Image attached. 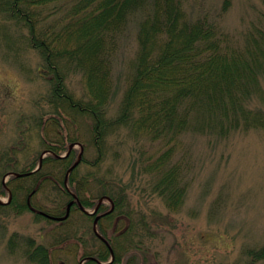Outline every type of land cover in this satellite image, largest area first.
Returning a JSON list of instances; mask_svg holds the SVG:
<instances>
[{"label":"trees","instance_id":"obj_1","mask_svg":"<svg viewBox=\"0 0 264 264\" xmlns=\"http://www.w3.org/2000/svg\"><path fill=\"white\" fill-rule=\"evenodd\" d=\"M187 2L0 0V23L6 31L0 33L4 59L17 64L23 73L28 70L21 57L27 52L36 53L42 61L38 71L50 87L45 98L49 112L31 121L43 133L42 149L53 153L36 174L12 179L9 188L13 200L0 210L24 214L28 197L37 190L32 198L35 209L58 218L66 215L73 195L65 190L64 180L77 153L73 150L64 159L58 157L77 140L69 132L72 125L87 122L86 142L92 144L84 148L87 157L92 154L95 159L89 162L83 158L82 163L92 170L81 173L78 167L69 177L70 190L86 210L95 208L104 196L114 202V212L99 222V232L114 252L112 264H151L144 240L147 222L141 219L135 224L133 211L125 210V186L111 177L100 178L109 139L124 129L134 145L144 140L161 146L155 160L142 159L140 164L144 174L159 178L153 191L168 209L177 211L184 204L188 187L182 185L183 162L174 163V152L182 146L183 136L224 140L240 131H264L263 24L254 25L242 41L236 40L218 22L206 16L193 18L186 9ZM132 25L137 31V52L129 64L118 113L110 117V102L116 96L113 62ZM76 75L84 85L85 94L80 99L69 88V79ZM28 133V128L21 131L22 136ZM51 136L56 139L52 143L46 140ZM22 141L0 157V175L24 174L36 168L38 158L23 168L14 161V156L28 154L27 143ZM0 190L1 195H7L2 186ZM46 191H51L52 198L42 196ZM118 218L128 219L129 226L119 234H109ZM92 222L93 218L75 204L69 219L53 228L51 238L55 242L50 247L76 241L69 261L93 257L108 262L110 251L91 233ZM87 229L90 240L85 238ZM9 248L12 253L20 250L31 264H52L51 248L36 245L30 238L13 234ZM59 251L67 254L65 249ZM243 253V264H264V245Z\"/></svg>","mask_w":264,"mask_h":264},{"label":"rangeland","instance_id":"obj_2","mask_svg":"<svg viewBox=\"0 0 264 264\" xmlns=\"http://www.w3.org/2000/svg\"><path fill=\"white\" fill-rule=\"evenodd\" d=\"M225 2L188 0L186 9L190 10L193 18L206 16L208 20L218 22L226 33L233 34L240 41L254 25L262 23L264 26V0ZM136 32L135 25L130 26L128 37L113 62L116 96L110 102V117L118 113L126 90L129 64L137 52ZM0 33H6L1 23ZM21 58L25 59L27 73L4 59L0 45V155L11 151L10 148L19 147L23 137L22 143H30L29 154L14 156V161L23 168L34 163L35 158L43 153L35 136L30 142L29 138L26 140L21 135V131L30 128V134L34 128L31 120L49 112L45 98L50 87L39 77L40 57L29 51ZM69 88L78 99L85 94L80 75L69 79ZM82 125L73 124L69 130L71 137L77 139L75 160L82 146L83 158L90 162L95 156L87 157L84 148L92 144L86 142L90 124L89 127L87 122ZM123 130L109 139L110 149L99 174L100 178L102 175L111 177L125 186V210L133 211L135 224L141 219L147 222L148 232L144 231V240L151 264H243L245 249L264 245V131H240L224 140L195 134L183 136L182 146L179 145L174 152V163L183 162L182 185H188L187 195L182 207L172 211L153 191L152 187L159 178L144 174L140 164L142 159L148 162L155 160L161 146L144 140L134 145ZM46 140L52 143L56 139L51 136ZM163 148L167 150L169 147ZM79 169L81 173L92 170L83 163ZM2 180L5 181L0 178V183ZM46 195L52 198L51 191L42 196ZM1 200L7 202L5 197ZM103 206L105 211L111 207L108 201ZM128 223V219L117 223L116 233L122 232ZM54 225L45 220L37 221L31 213L19 216L9 212L0 214V264H31L20 250L10 251L11 236L19 234L32 238L36 245L51 248L55 242L51 238ZM112 229H109V234ZM79 230L83 233V226ZM85 235L88 240L92 238L89 229ZM74 243L51 248V263L78 264L81 259L69 261ZM61 249H65L67 254H62Z\"/></svg>","mask_w":264,"mask_h":264},{"label":"water","instance_id":"obj_3","mask_svg":"<svg viewBox=\"0 0 264 264\" xmlns=\"http://www.w3.org/2000/svg\"><path fill=\"white\" fill-rule=\"evenodd\" d=\"M75 147V144H73V145H71V147H70V151L73 149ZM82 154H83V152H81V154H80V156H79V159H78V161H77V163L69 170V172H68V174H67V176H66V182H65V184L67 185V181H68V177H69V175H70V173L79 165V163L81 162V159H82ZM102 203V200H101V202H100V204ZM73 203H71L69 206H68V209H70V207H71V205H72ZM68 216H69V214L65 217V218H63L62 220H65V219H67L68 218ZM99 219L100 218H97L96 220H95V222H94V232H95V234L99 237V238H101L99 235H98V232H97V224H98V221H99ZM58 220V219H57ZM102 239V238H101ZM113 257V256H112Z\"/></svg>","mask_w":264,"mask_h":264}]
</instances>
